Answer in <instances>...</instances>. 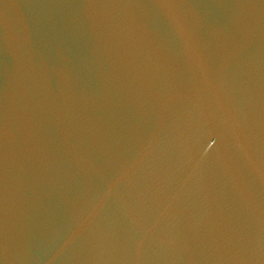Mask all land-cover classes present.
<instances>
[{
	"label": "water",
	"instance_id": "1",
	"mask_svg": "<svg viewBox=\"0 0 264 264\" xmlns=\"http://www.w3.org/2000/svg\"><path fill=\"white\" fill-rule=\"evenodd\" d=\"M0 264H264V0H0Z\"/></svg>",
	"mask_w": 264,
	"mask_h": 264
}]
</instances>
